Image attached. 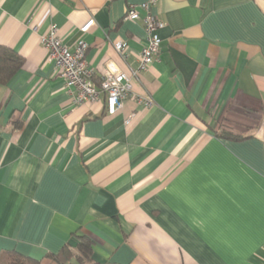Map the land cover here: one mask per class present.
I'll return each mask as SVG.
<instances>
[{"label": "crops", "instance_id": "obj_1", "mask_svg": "<svg viewBox=\"0 0 264 264\" xmlns=\"http://www.w3.org/2000/svg\"><path fill=\"white\" fill-rule=\"evenodd\" d=\"M146 1L0 0L24 59L0 86V259L54 264L79 231L96 264H264V0H156V59L112 116L103 94L74 104L40 44L53 24L93 84L129 75L146 39L125 12Z\"/></svg>", "mask_w": 264, "mask_h": 264}, {"label": "built area", "instance_id": "obj_2", "mask_svg": "<svg viewBox=\"0 0 264 264\" xmlns=\"http://www.w3.org/2000/svg\"><path fill=\"white\" fill-rule=\"evenodd\" d=\"M156 0H147L140 5L129 4L125 12V20L135 22L141 21L143 25L146 43L141 48L138 68L129 75L115 67L107 64L99 74V86L93 84L94 72L84 63V55L87 45L80 39L73 49L64 46L59 40L58 28L50 25L47 32L40 37V44L43 50L48 53V60L53 62L58 77L63 79L65 89L72 97L74 104H92L99 101L100 94L105 96L106 114L112 116L116 111L121 110L122 103L130 94V79L136 73L144 72L156 59L160 38L158 31L162 24L151 13ZM140 12L143 15H140ZM93 19L87 21L79 29L80 33H86L93 25ZM36 31L35 27H32ZM113 50L124 59L126 43L122 40L113 43Z\"/></svg>", "mask_w": 264, "mask_h": 264}, {"label": "trees", "instance_id": "obj_3", "mask_svg": "<svg viewBox=\"0 0 264 264\" xmlns=\"http://www.w3.org/2000/svg\"><path fill=\"white\" fill-rule=\"evenodd\" d=\"M23 65L24 59L20 55L7 47L0 46V86L7 85L22 69ZM214 133L216 136L230 137L236 140L246 138V136L233 135L223 130ZM73 237L76 242L73 247L64 245L57 254L46 257L54 264H96L92 262L93 245L90 239L84 237L79 231L75 232ZM0 264H39V261L25 257L15 251H8L3 254Z\"/></svg>", "mask_w": 264, "mask_h": 264}]
</instances>
